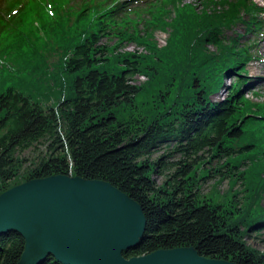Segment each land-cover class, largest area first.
<instances>
[{
  "label": "trees",
  "instance_id": "obj_1",
  "mask_svg": "<svg viewBox=\"0 0 264 264\" xmlns=\"http://www.w3.org/2000/svg\"><path fill=\"white\" fill-rule=\"evenodd\" d=\"M49 4V12L42 2L23 7L0 39L7 61L0 67V193L57 174L104 180L146 218L143 237L124 257L193 247L206 258L264 264V252L245 239L264 225V103L240 89L252 55L224 35L238 21L246 32L251 22L260 27L254 15L261 8L252 0L161 1L151 29L116 40L137 39L147 52L120 54L99 42L114 20H102L98 2ZM156 29L167 33L162 46ZM51 53L57 59L48 64ZM135 74L145 81L132 83ZM227 77L237 79L213 100ZM148 93L155 98L141 110L138 100ZM170 143L168 154L151 158ZM28 148L36 151L22 155ZM210 159L215 167H204ZM154 173L164 176L159 184ZM208 174L228 179L227 202L200 193ZM240 178L254 188L237 197ZM23 249L20 234H1L0 264H16ZM40 264L63 263L49 255Z\"/></svg>",
  "mask_w": 264,
  "mask_h": 264
},
{
  "label": "water",
  "instance_id": "obj_2",
  "mask_svg": "<svg viewBox=\"0 0 264 264\" xmlns=\"http://www.w3.org/2000/svg\"><path fill=\"white\" fill-rule=\"evenodd\" d=\"M141 206L107 181L51 175L0 193V235L24 239L16 264H236L199 255L193 247L157 249L124 257L144 235Z\"/></svg>",
  "mask_w": 264,
  "mask_h": 264
},
{
  "label": "rangeland",
  "instance_id": "obj_3",
  "mask_svg": "<svg viewBox=\"0 0 264 264\" xmlns=\"http://www.w3.org/2000/svg\"><path fill=\"white\" fill-rule=\"evenodd\" d=\"M185 1H192L197 4V6H200L201 0H185ZM257 3L263 5L264 0H254ZM142 25V24H141ZM243 26L240 24H237L236 26H233L229 30L226 31V36H236L237 33H243ZM139 35H142L140 32H138ZM251 34V35H250ZM250 34H247L248 40L254 38V33L250 32ZM137 35V34H135ZM256 40L254 43V47L256 48L259 58L262 57L261 61H253L250 62L247 65L248 73L245 74V83L246 86L243 88V91L245 94L253 98L255 101H264V35L259 34L256 35ZM152 37L154 38V41L156 42L157 46H162L165 43V40L167 38V33L161 31V30H153ZM100 43L104 44H111L113 42V39H109L107 37L101 36L99 39ZM125 42L119 43L117 45H120L117 48L118 53L123 54L125 52L133 53V54H145L147 52L145 46L138 43L137 39H128L124 40ZM212 48V47H211ZM57 53H51L47 55L46 61L48 64H52L53 61L57 59ZM3 58V57H2ZM243 75V74H242ZM146 79V76L143 74H135L132 76V83L139 84L141 82H144ZM231 78H228L225 80L224 85H228ZM227 88H222L217 94L214 95L213 100H220L223 97L227 95ZM155 93V92H154ZM148 93L147 95L139 98L137 107L141 110H147L149 109L151 98H155V95ZM147 102H146V101ZM147 103L146 107L144 108V105ZM140 105V106H139ZM150 113V112H149ZM40 146V145H39ZM171 143L169 145H162L156 148L151 153V158L158 159L163 154H168L170 151ZM37 148V147H36ZM40 148V147H38ZM36 150H32L31 148L25 149L22 151V155H33V152ZM207 154H204L203 157H206ZM168 159H166L167 163ZM217 160L216 159H210L209 163L204 164V167H215ZM213 170V169H212ZM209 174H212V176L215 174V172H210ZM206 176V178L200 180V193L206 194V196H211L216 200H220L221 202H227L230 198V195L226 197L225 199H222L223 196L227 194L228 188L231 187V184L228 182V179L225 177L222 180H218L217 176L214 177ZM264 177V173L263 176ZM153 180L159 184L161 181H163L164 176L159 175L157 173H154L152 176ZM22 183V182H21ZM17 184H20V182H17ZM15 184V185H17ZM248 185V186H247ZM14 186V185H13ZM12 187V186H11ZM10 188V187H9ZM254 185H251V180L244 182L241 178L237 181V183L233 186L234 191L238 190L237 197H239L241 194L249 193V191L253 190ZM251 190V191H252ZM261 206L264 207V191L261 192ZM246 241L249 245L252 247L264 252V225L260 226L256 229H248L246 233Z\"/></svg>",
  "mask_w": 264,
  "mask_h": 264
}]
</instances>
